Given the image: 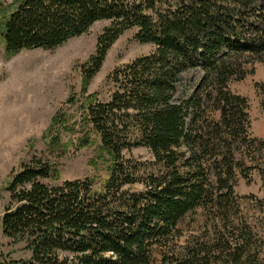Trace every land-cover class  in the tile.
Listing matches in <instances>:
<instances>
[{"label":"trees","instance_id":"obj_1","mask_svg":"<svg viewBox=\"0 0 264 264\" xmlns=\"http://www.w3.org/2000/svg\"><path fill=\"white\" fill-rule=\"evenodd\" d=\"M102 21L83 94L125 31L153 46L109 75L108 102L92 94L81 106L107 176L52 186L53 165L22 164L5 188L1 229L31 258L0 264H264V233L240 218L235 194L264 139L249 132L247 99L229 89L264 63V0H15L0 39L11 58L54 50ZM193 69L202 79L179 103L177 80ZM255 88L264 107V84ZM138 148L149 161L126 156Z\"/></svg>","mask_w":264,"mask_h":264},{"label":"rangeland","instance_id":"obj_2","mask_svg":"<svg viewBox=\"0 0 264 264\" xmlns=\"http://www.w3.org/2000/svg\"><path fill=\"white\" fill-rule=\"evenodd\" d=\"M14 4L15 0H0V30ZM108 25L106 21L97 22L86 34L54 50L22 51L11 58L6 57L0 39V260L29 261L31 258L24 243L5 238L1 229V218L9 205L5 188L22 164L36 158L53 165L59 181L44 182L52 186L86 177H94L100 184L107 176V164L95 155L98 138L90 133L88 142L91 128L85 124L81 106L92 94L99 102H108L113 92L108 77L114 69L153 51L152 45L135 40L137 29L125 31L111 46L100 71L83 94L81 67L95 54L97 38ZM248 72L242 81H232L229 89L247 99L249 132L254 138L264 139V107L255 88L256 84H264V63L248 66ZM202 76L200 69L183 73L177 80L176 101H187ZM63 113L61 124L59 116ZM55 119L60 122L53 127ZM56 136L58 146L53 147L50 144ZM126 156L140 162L149 161L151 157L143 148L133 149ZM254 159L256 169L248 175L247 181L239 177L235 194L241 198L240 218L247 220L254 235L262 237L264 151L254 155Z\"/></svg>","mask_w":264,"mask_h":264}]
</instances>
